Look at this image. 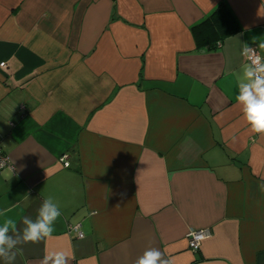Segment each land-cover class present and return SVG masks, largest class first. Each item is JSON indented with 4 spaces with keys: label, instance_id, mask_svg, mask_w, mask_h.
Instances as JSON below:
<instances>
[{
    "label": "crops",
    "instance_id": "1",
    "mask_svg": "<svg viewBox=\"0 0 264 264\" xmlns=\"http://www.w3.org/2000/svg\"><path fill=\"white\" fill-rule=\"evenodd\" d=\"M217 10L215 33L236 32L198 40ZM260 43L264 0H0V147L14 167L0 171V222L15 238L45 199L61 212L11 264L53 251L135 264L152 247L173 264H264V135L236 100L243 47L264 59ZM191 230L208 234L196 251Z\"/></svg>",
    "mask_w": 264,
    "mask_h": 264
},
{
    "label": "clouds",
    "instance_id": "2",
    "mask_svg": "<svg viewBox=\"0 0 264 264\" xmlns=\"http://www.w3.org/2000/svg\"><path fill=\"white\" fill-rule=\"evenodd\" d=\"M264 49V43L259 44ZM242 55L246 62L241 66L237 74L238 94L236 100L241 106L243 119L250 126V131L264 135V59L256 54L255 49L245 44ZM264 190V185H261ZM61 212L51 198L45 199L38 209L37 218L33 221L30 217L23 218L22 235L17 233L15 238L9 235L10 230L16 232V222L5 219L0 222V257L8 264L15 260L12 252L18 244L38 243L45 238L51 237L54 231V223L60 217ZM69 256L65 251H53L46 254L41 264H68ZM135 264H173L157 248L147 249Z\"/></svg>",
    "mask_w": 264,
    "mask_h": 264
},
{
    "label": "built area",
    "instance_id": "3",
    "mask_svg": "<svg viewBox=\"0 0 264 264\" xmlns=\"http://www.w3.org/2000/svg\"><path fill=\"white\" fill-rule=\"evenodd\" d=\"M250 47L255 49L256 54L259 55L258 50H257V48L255 46H250ZM243 58H244L245 62H249V61H246L244 56H243ZM3 65L4 64H0V66H3ZM21 109H23V108H21ZM60 161L63 163L64 167H68V162H65V160L63 158H61ZM6 168H8L10 170L14 169V167L10 163L8 157L5 154H3L2 150H1V147H0V171L3 170V169H6ZM68 230L69 231H74V233L76 234L77 238H82V236H83L82 233L79 231L78 226H69ZM207 236H208V234L206 232H203V231H194V230L189 231L188 234H187V240H188V245H189L190 249L192 251H196L199 248L200 243Z\"/></svg>",
    "mask_w": 264,
    "mask_h": 264
},
{
    "label": "trees",
    "instance_id": "4",
    "mask_svg": "<svg viewBox=\"0 0 264 264\" xmlns=\"http://www.w3.org/2000/svg\"><path fill=\"white\" fill-rule=\"evenodd\" d=\"M223 21H224L223 15L221 14L219 10H217L212 16L208 18V20H206V22H204V24H202V26L203 25L205 26L206 24H208L209 26L208 28H211V29H207L203 31L198 29L197 31H195L196 38L206 43L208 42V39L211 38V36H217L218 38H222V37L234 34V32L236 31L230 28L226 30L227 34H222L218 36V34L215 33L217 31L218 25L220 24V22H223ZM211 32L213 33V35H211L212 34Z\"/></svg>",
    "mask_w": 264,
    "mask_h": 264
}]
</instances>
